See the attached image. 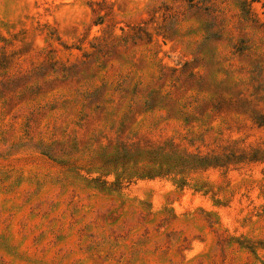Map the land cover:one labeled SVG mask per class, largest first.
<instances>
[{"label":"rangeland","instance_id":"374dc122","mask_svg":"<svg viewBox=\"0 0 264 264\" xmlns=\"http://www.w3.org/2000/svg\"><path fill=\"white\" fill-rule=\"evenodd\" d=\"M0 264H264V0H0Z\"/></svg>","mask_w":264,"mask_h":264}]
</instances>
